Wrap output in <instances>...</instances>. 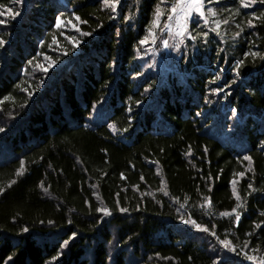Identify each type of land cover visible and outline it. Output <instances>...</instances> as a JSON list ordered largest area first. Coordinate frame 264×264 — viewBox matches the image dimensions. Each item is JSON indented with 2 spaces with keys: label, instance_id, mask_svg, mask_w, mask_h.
Segmentation results:
<instances>
[{
  "label": "trees",
  "instance_id": "trees-1",
  "mask_svg": "<svg viewBox=\"0 0 264 264\" xmlns=\"http://www.w3.org/2000/svg\"><path fill=\"white\" fill-rule=\"evenodd\" d=\"M158 2L0 0V264L264 256V0L151 46Z\"/></svg>",
  "mask_w": 264,
  "mask_h": 264
},
{
  "label": "snow or ice",
  "instance_id": "snow-or-ice-1",
  "mask_svg": "<svg viewBox=\"0 0 264 264\" xmlns=\"http://www.w3.org/2000/svg\"><path fill=\"white\" fill-rule=\"evenodd\" d=\"M23 0H15V3L19 4L22 3ZM206 2H208V0H159V2L156 4L155 6V12H154V21H153V25L157 28L160 27V22H161V18L165 15V9L164 7H162V4H164L167 7V21L164 22L163 27L168 29L169 31H171L172 27H173V22H175V25L178 29L177 31V35L183 36L185 34V32L188 31V27H189V21L191 20V22L193 24H198L200 22V20H203L205 24L208 23V19L206 16V13H209L213 16H215L217 14L216 10L213 8H206ZM256 0H239V3L242 7H248L250 5V3H255ZM119 3V0H103V4L107 5L109 7H111L112 11H115V5ZM0 8H4L5 11L0 12V16H4V15H8L11 16V18H15L16 15H18L17 12L14 11V9L12 7H9L7 5H3L0 4ZM237 11H239V9H237ZM196 17V19H192L193 17ZM77 20L80 19L79 16L76 17ZM5 21L0 20V23H4ZM86 22V21H85ZM226 23V21H225ZM249 25L252 24V21L249 20L248 21ZM60 26V18H57V27ZM217 26H219L217 24ZM151 32V29H150ZM203 35L206 37L208 35L207 32H203ZM237 35H239V33H237ZM145 40H147V37L145 38ZM143 42V41H142ZM4 43L3 40H0V45H2ZM165 45L167 46V42L165 41ZM254 55H258L254 54ZM244 61H240L237 64V67L240 66V64H243ZM235 109H233V113L235 114ZM0 131H3V129H0ZM245 160H248L249 162H251L252 157L250 156H245L244 157ZM240 176H244L245 173L241 172L239 173ZM233 184L236 183L235 180L232 181ZM249 188H252V185L249 184L248 185ZM2 191V190H0ZM233 193L234 195H236L237 199H240L239 194L236 193L235 188L233 189ZM101 211H105L107 213L106 209H101ZM121 211H124V209H121ZM233 212L236 211V209L232 210ZM222 215H229V213L225 212L222 213ZM236 221H239L240 219V214L237 213L236 217H235ZM185 223H191L193 225H195V227L198 230H203V231H209V229L207 227H203L199 224L196 223L195 220H185ZM259 226V225H257ZM213 235H215V233H212ZM222 244H225V246H228V244L230 242L227 241H221ZM232 251H235V248L233 247L231 249ZM254 252L257 250H253ZM245 256L247 257V259L249 260H253L256 261V264H264V256L261 257H257L256 255H248V253H245Z\"/></svg>",
  "mask_w": 264,
  "mask_h": 264
},
{
  "label": "rangeland",
  "instance_id": "rangeland-1",
  "mask_svg": "<svg viewBox=\"0 0 264 264\" xmlns=\"http://www.w3.org/2000/svg\"><path fill=\"white\" fill-rule=\"evenodd\" d=\"M165 21H167V10L165 11V15L161 18L160 27L159 28H157L155 26L153 27V30H152L151 36H150L151 46L156 45V42L158 40L160 33L165 34L166 35L165 38L171 37L173 41L182 42L185 38H187V36L189 34V27H188V31L185 32V34L183 36H180V35H177L178 29L175 25V22H173V27H172L171 31H169L168 29L163 27V24ZM190 21H189V24H190ZM165 41L167 42V46L165 45ZM162 45H163L164 49H167V50L169 49L168 41L166 39H164L162 41ZM153 54H154L153 55L154 57L159 56V51L154 49ZM251 261H253V260H251ZM253 262L256 263V261H253Z\"/></svg>",
  "mask_w": 264,
  "mask_h": 264
}]
</instances>
